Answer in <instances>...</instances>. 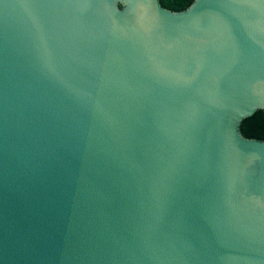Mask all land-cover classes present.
I'll use <instances>...</instances> for the list:
<instances>
[{
    "label": "water",
    "instance_id": "obj_1",
    "mask_svg": "<svg viewBox=\"0 0 264 264\" xmlns=\"http://www.w3.org/2000/svg\"><path fill=\"white\" fill-rule=\"evenodd\" d=\"M264 0H0V264H264Z\"/></svg>",
    "mask_w": 264,
    "mask_h": 264
},
{
    "label": "trees",
    "instance_id": "obj_2",
    "mask_svg": "<svg viewBox=\"0 0 264 264\" xmlns=\"http://www.w3.org/2000/svg\"><path fill=\"white\" fill-rule=\"evenodd\" d=\"M191 0H160L161 4L171 9H181ZM241 131L247 136H254L264 139V111L257 109L251 115L242 119Z\"/></svg>",
    "mask_w": 264,
    "mask_h": 264
}]
</instances>
